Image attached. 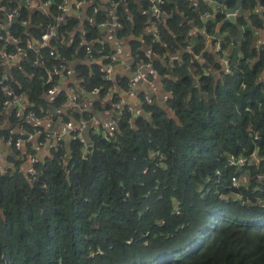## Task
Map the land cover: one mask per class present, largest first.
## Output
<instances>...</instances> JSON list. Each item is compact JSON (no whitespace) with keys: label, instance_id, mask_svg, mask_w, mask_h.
<instances>
[{"label":"trees","instance_id":"obj_1","mask_svg":"<svg viewBox=\"0 0 264 264\" xmlns=\"http://www.w3.org/2000/svg\"><path fill=\"white\" fill-rule=\"evenodd\" d=\"M22 1L0 0V7L16 11L17 21L8 32L24 45L38 38L44 17L54 20L60 15L57 5L62 0H54L44 11ZM175 1L176 9L163 5L170 11L156 29L160 40L143 34L147 46L169 59L168 65L152 59L168 92L165 103L152 98L151 105L142 102L138 113L120 107L114 116L116 128L107 139L103 127L89 133L92 146L86 159L77 140L62 141L33 165L32 179L20 170L26 155L12 149L13 169L0 171V264H264V80L259 79L264 57L248 61L257 53L248 50L246 41L239 56L229 61L231 72L221 71L218 52L210 51L209 43L201 52L203 38L198 34L194 45L189 34L191 26L203 24L201 13L209 5L203 0L190 6L185 0ZM254 3L243 0L244 6ZM125 4L136 26L124 17L120 35L131 34L133 27L137 31L151 22L156 25L146 12L148 0ZM104 18L96 14V23ZM66 19L41 51L38 64L23 65L11 83L26 93L38 116L48 112L43 95L58 78L47 82V70L62 58L79 61L74 73L83 91L99 89L95 106L106 96L118 102L110 94L115 84L102 78L99 65L84 62L87 54L76 34L70 45L64 42L77 24L73 17ZM252 22L260 23L255 16ZM206 25L211 32V23ZM88 32L87 38L97 30L89 25ZM221 44L225 48L226 43ZM136 47L132 45L135 59L147 60ZM51 48L55 56L49 55ZM93 49L98 56L99 45ZM199 52L200 61L194 56ZM29 56L36 59L32 51ZM183 64L197 78L194 85ZM116 83L126 88L125 78ZM65 98L59 93L53 104ZM71 114L79 120V114ZM253 151L261 158L258 165L224 167L227 154ZM217 168L224 172L218 182ZM232 175L238 186H232Z\"/></svg>","mask_w":264,"mask_h":264},{"label":"crops","instance_id":"obj_2","mask_svg":"<svg viewBox=\"0 0 264 264\" xmlns=\"http://www.w3.org/2000/svg\"><path fill=\"white\" fill-rule=\"evenodd\" d=\"M139 0H135V2H138ZM166 3L171 4L173 7L171 8L176 9V1L175 0H169L166 1ZM187 5H194L197 0L188 1L185 0ZM35 3H37L39 6L38 9H41L43 11V8L46 9V7L43 5L44 2H39L38 0H34ZM69 4H74L77 2V0H68ZM243 3V1H242ZM257 3V4H256ZM256 3H254L252 6H244V8H250L251 11L249 12L247 18L244 16H236L238 23L242 26L250 25L251 30L244 32V34L241 36L240 42H233L232 37L236 34L237 28L232 25H224L221 28V33L225 34L228 32V35L225 36L222 40L213 38L212 34L214 32V26L211 21L203 22L198 28L195 26H191L189 29V34L194 36V40L191 38V43L196 44L197 43V35L199 34L203 38L204 46L201 52L204 50V48L208 45L210 47V51L218 52L217 58L219 59V62L221 63V71L225 70V64L223 62V58H226L230 61V59L233 56H239L240 54V46L243 42L247 41V47L248 50H254L257 53V56L253 58H247L248 61L254 62V60H259L261 58V55L264 57V4H261L260 0H256ZM90 7L88 8V6ZM36 8V7H34ZM88 8V9H87ZM94 8L97 9L96 12H94ZM111 5L110 0H88L84 2L80 9L75 12H67L63 15V18H65V22H67L66 17L70 16L73 17L75 20H77V24L75 27H73L70 31L67 32L65 37H63L64 42L67 45H70L73 41V36L76 34L78 38V45L81 40H84L86 36L88 35V26L91 22H96V14L100 13L105 15L104 19H108L111 15ZM141 8V6H140ZM124 11L130 15V21L133 23V25L136 26V22L134 20V15L132 12L128 10L127 5L123 4ZM148 9V7H147ZM146 9V12H148ZM170 11V9H167ZM178 10V9H177ZM169 13V12H168ZM182 14V13H180ZM215 15L220 19L221 13L219 9L213 8L211 5L207 6L205 11L201 13V16H214ZM168 16V15H167ZM258 17V20L260 23L257 25L252 22V17ZM242 17V18H241ZM103 19V20H104ZM258 22V21H257ZM138 24H142V22H137ZM207 23H211L212 25V31L208 32L206 29ZM210 25V24H209ZM136 27H133V31L131 34H125L120 35L119 30H117L115 27H108L105 30L101 32L98 31L94 36H97L99 43H104L106 45V52L114 54L116 56V61L113 64L112 72H113V79L114 84L113 87L110 88V94H112V98L116 97L118 99V102L115 104L111 101L110 97H105L102 100H100V103L98 106H95V102L99 100L98 95H90L89 93H86L83 91L82 86L80 85L79 80L76 79L75 73H74V67L79 61L70 60L68 61V64L70 68L72 69V73L63 76L60 78L57 92L55 94H48L47 92L44 93L43 97L47 103L48 112L44 114L43 116H38L34 109L32 108L33 103L29 101V99L26 97L27 105L25 103L26 109H31L35 116H26V113L23 114L24 118L21 120L19 118H15L13 116L12 111L9 109V107H6L3 109L1 107V99H0V165L2 166H14L12 162L9 161V157L12 155V148L10 145L5 142L2 137H21L25 136V134L33 136V132L35 130L40 129L41 131H50V132H63L64 131V123L66 121H71L74 125L77 126V128L80 129V134L83 138L90 140L89 133L97 132L101 129V127L104 128V126L114 120V116L118 112V109H120V103L124 104L126 106H131L132 111L134 113H138L142 110V101L140 100V97L137 96L135 91H131L127 84L131 81H135L137 84V87L139 90H145L149 93L151 98H153L155 101H158L161 103L163 102V97L166 95V91L161 83V78L157 76L156 74H151L148 70H143L141 72L137 71V63L141 61V57L138 59H135V54L132 50V45L136 44V48L138 51H140V54L144 56L143 53H146L147 51H143L142 49L144 46H147V44L144 41L143 34L147 33L150 34L152 31H154L156 28L154 26V22L151 24H147V26H144L142 28H139L137 31H135ZM90 31V30H89ZM139 33V34H138ZM160 40L159 37H155V40ZM211 41H213V47L211 45ZM219 42H225L226 46L225 48L222 47L221 44V51L222 53H219V51L215 48V43ZM190 45L187 46V49L191 48ZM148 47V46H147ZM149 51V50H148ZM201 52L198 54H195V58H197L199 61L202 59ZM100 53H98L99 55ZM243 54V53H242ZM242 57V56H241ZM163 57L161 55H158V57H153L154 60H158L161 63V59ZM21 61L18 62V66H8L2 59V50L0 47V67L2 74L7 75L11 82H15L16 74L20 73L23 69V65L28 64L30 67L32 66L30 64V56L28 54H23L21 56ZM81 62V61H80ZM86 63L90 64H101V57L97 58L94 61L89 60L86 58L84 60ZM162 64V63H161ZM147 75V77L151 80V83H145L142 79V75ZM220 77V76H218ZM125 78L126 79V88L120 87L116 82L119 83V81ZM197 81V78L194 77ZM58 79V78H57ZM259 79L264 80V72L260 76ZM258 79V80H259ZM261 80V81H262ZM62 93L66 97L65 100L60 105L53 104V99L55 95ZM75 93L77 98L75 101L71 99V94ZM110 107V109H108ZM25 108V107H24ZM26 112V111H25ZM72 112L79 114L80 118L78 121H75L74 118H72ZM85 115V117H84ZM67 116L69 119L64 120L63 117ZM28 127L31 128L30 131H27ZM4 135V136H3ZM42 139V138H40ZM37 143V140H35ZM52 146H56V143L54 140H48L45 141L42 146L37 145H22L19 149V151L26 155V160L22 163V168L28 169L30 164V158L31 156H38L41 160L42 156L48 153L50 148ZM29 150H34V154L30 155L27 153Z\"/></svg>","mask_w":264,"mask_h":264},{"label":"built area","instance_id":"obj_3","mask_svg":"<svg viewBox=\"0 0 264 264\" xmlns=\"http://www.w3.org/2000/svg\"><path fill=\"white\" fill-rule=\"evenodd\" d=\"M193 1V0H188ZM29 7L34 8L38 7L39 5L34 2V0H25L24 1ZM86 2L85 0H78L74 4H69L68 0H62L61 3L57 5L58 10L60 11V15L55 16L54 20H51L48 16L43 18V31L40 33L38 38L35 40H29L27 39L24 45L20 44V39L17 36H14L12 34H9L8 27L11 25V23L15 19L16 11H7L6 7H0V12L2 13V18L4 22L0 24V47L2 50V59L8 66H18V62H20L21 56L23 54H28L30 51H32L36 59L32 61L30 58V64L36 65L39 62V57L42 54L41 51H44L49 46V42L51 39L55 38L56 32H57V26H59L62 23L65 22V18H63V15L67 12H75L78 11L81 7V5ZM203 2L206 5H211L214 0H203ZM50 0H46L44 2V6H48L50 4ZM125 3V0H110L111 5V15L108 19L101 20V22H91L90 25L94 26L98 31L105 30L108 27H115L117 30L123 29V20L126 18L127 20H130V15L127 14L123 9V4ZM148 13L151 16V20L155 19L157 21L155 28L158 29L160 26H163L164 20L166 19L168 13L166 9H164L163 5L165 3L164 0H148ZM45 9L43 8V11ZM97 9L94 8V12H96ZM125 17V18H124ZM155 21V22H156ZM26 21H24L25 23ZM156 29L152 31L149 35H152L153 37H157V31ZM139 34V33H138ZM98 44L100 49L97 53H100L98 56L93 55V47ZM80 46H84L85 52L87 54V58L91 61L96 60L97 58L101 57V64L98 67V71L101 73V76L104 80L115 82L113 79V64L116 61V56L114 54L105 52L103 53V49H106V45L104 43H99L97 36H91L89 38H85L84 40H81L79 42ZM102 46V47H101ZM215 48L219 51L221 49V44L217 41L215 43ZM107 50V49H106ZM105 50V51H106ZM143 51H147L144 54V57L147 60H141L137 63V71L141 72L143 70H148L151 74H157L156 68L153 66L152 59L153 57H158V52L153 51L152 47L149 45L144 46L142 49ZM149 50V51H148ZM56 52L54 48H51L49 50L50 56H55ZM225 64V71L227 73L231 72V66L229 64V60L226 58L222 59ZM162 65H168L169 59L167 57L161 59ZM68 62L62 58L59 60L58 65L53 66L52 70H47V82H50L52 80V77L57 75V83L53 84L51 87L47 89L48 94H55L57 92V87L60 81V78L63 76H67L72 73V69L69 65H67ZM142 79L145 83L150 84L151 80L147 77V75H142ZM11 80L7 75H4L1 73L0 75V85L3 92V99H1V107L5 109L6 107H9V109L12 111L13 116L15 118H19L20 120L24 118V115L26 113V116H35V114L30 111L31 109H26L27 106H25V103L27 105L26 100V93L24 91H16L13 86L11 85ZM128 88L131 91H135L137 96L140 97V100L147 104H152V98L149 95V93L145 90H139L137 87V84L135 81H131L127 84ZM245 84L241 83V88H244ZM90 95H98L99 89L93 88L88 92ZM77 98L76 94H71V99L75 101ZM168 99V92H166V95L163 97V103H165ZM25 107V108H24ZM120 107H127V110L132 111L131 106H126L124 104L120 103ZM26 111V112H25ZM64 131L63 132H50V131H41L40 129L35 130L31 135L25 134V136L21 137H2V139L7 142L8 145L11 147L13 146L15 149L19 150L20 147L24 144L26 145H39L42 146L45 141L48 140H54L56 145L58 146L62 141L65 142H72L74 140H77L80 145L81 150V157L83 159L87 158V155L90 152L92 142L90 140H87L83 138L80 134V129L77 128L76 125H74L71 121H66L64 123ZM116 128V120H112L108 122L105 126V132H104V138L107 139V134L109 132L114 131ZM4 136V135H3ZM42 138V139H40ZM254 139H258L257 135H254ZM37 140V143L35 142ZM155 155L158 156V153ZM160 157L157 158V160L160 162ZM40 160V158L36 155L31 156L30 158V164L28 169H20L24 171L26 174L29 175L30 179L35 177V169L33 165L37 163ZM261 158L257 157L256 153L253 151L249 153L248 155L240 154L238 156H235L234 154H227L226 158V164L224 167H234V168H243L247 164L254 163L258 165ZM13 167L11 165L9 166H2L0 165V171L5 172L8 170H12ZM224 175L223 169L217 168L214 172V176L216 177V181L218 182L219 179ZM264 176V175H261ZM260 177V176H258ZM230 182L232 186H238L239 180L235 175H232L230 178ZM241 198L240 195L236 194ZM264 203V200H263ZM173 213L178 214L179 208L178 206L173 207Z\"/></svg>","mask_w":264,"mask_h":264},{"label":"water","instance_id":"obj_4","mask_svg":"<svg viewBox=\"0 0 264 264\" xmlns=\"http://www.w3.org/2000/svg\"><path fill=\"white\" fill-rule=\"evenodd\" d=\"M242 1L243 0H214V2H212L211 6L215 9H219L220 13L222 14L220 19L216 15L215 17L202 16L201 18L204 22H207L208 20L212 22L214 26V32L212 34L213 38L222 40L225 36L228 35V32H226L225 34L221 33V28L224 25H232L237 28L236 34L232 37L233 42H240L241 36L244 34V32L251 30L250 25L242 26L237 21L236 16L239 15L247 18L249 12L251 11L250 8L243 7ZM51 2L54 3V0H51ZM22 3H24V1H22ZM149 17L151 18L150 15ZM14 21H17V19H14ZM192 39L194 40V36H192ZM183 67L185 73L192 79L194 85V83H196V79L192 77L191 73H189L185 64H183ZM190 89H192V87Z\"/></svg>","mask_w":264,"mask_h":264}]
</instances>
